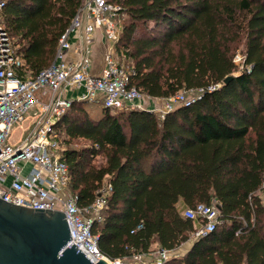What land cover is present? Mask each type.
Segmentation results:
<instances>
[{"label":"trees","instance_id":"16d2710c","mask_svg":"<svg viewBox=\"0 0 264 264\" xmlns=\"http://www.w3.org/2000/svg\"><path fill=\"white\" fill-rule=\"evenodd\" d=\"M82 1L5 0L2 22L31 75L53 62ZM111 1L129 22L117 53L125 47L133 60L130 86L162 98L219 86L164 117L102 106L95 118L88 101L77 100L60 117L55 126L64 143L90 142L65 151L80 205L95 201L104 180L112 184L92 225L101 253L122 259L192 242L163 264H264V0ZM140 23H152L153 31ZM98 156L104 161L96 164ZM212 202L224 223L193 239L194 223L180 203Z\"/></svg>","mask_w":264,"mask_h":264},{"label":"built area","instance_id":"2783aa9c","mask_svg":"<svg viewBox=\"0 0 264 264\" xmlns=\"http://www.w3.org/2000/svg\"><path fill=\"white\" fill-rule=\"evenodd\" d=\"M4 5L5 0H0V197L28 208L65 213L72 242L94 264L101 258L114 264H163L173 256L172 251L158 248L149 254L122 259H110L101 253L92 225L101 219L112 184L104 180L95 201L89 206L80 205L78 195L70 189L66 147L55 125L74 100L101 102L111 111L148 109L164 117L166 112L190 104L196 96L219 85L182 89L164 98L160 108L142 104L150 96L130 86L131 70L116 57L126 12L122 5L111 0H83L59 39L53 62L31 75L2 22ZM99 33L107 46L104 66L96 75L91 68ZM72 51L76 52V58L70 57ZM243 60L240 54L234 58L235 62ZM189 93L191 98L187 97ZM16 133L19 135L13 140ZM260 196L263 200L264 182ZM181 213L194 223L193 239L215 231L224 223L215 202L184 206Z\"/></svg>","mask_w":264,"mask_h":264},{"label":"water","instance_id":"95a60500","mask_svg":"<svg viewBox=\"0 0 264 264\" xmlns=\"http://www.w3.org/2000/svg\"><path fill=\"white\" fill-rule=\"evenodd\" d=\"M0 264L94 263L72 242L65 213L0 197ZM96 264L109 262L101 258Z\"/></svg>","mask_w":264,"mask_h":264},{"label":"rangeland","instance_id":"374dc122","mask_svg":"<svg viewBox=\"0 0 264 264\" xmlns=\"http://www.w3.org/2000/svg\"><path fill=\"white\" fill-rule=\"evenodd\" d=\"M127 14H126V18L124 20V24L127 25L129 22L127 21ZM152 23H149V24H143V23H140V27L141 29H144L146 30V32H152L153 29L149 28L148 27H152ZM159 30H161V28L159 27ZM154 32H156V34L158 33L157 31L154 30ZM139 34H142V31H139L138 32ZM148 35V34H147ZM123 43V42H122ZM121 43V44H122ZM125 47L121 48V51L119 53H117V60L124 64L127 68H130V65L131 63L133 62V60L131 58L128 57V53L127 51H125ZM237 54H240L241 56H244V48H243V45H240L239 48L236 50V53H235V56ZM234 56V57H235ZM235 62V61H234ZM237 65H238V68H241L242 66V62L239 61V62H235ZM187 97L188 98H191L192 97V94H187ZM157 100L156 99H153V98H145L143 101H142V104L146 105V106H151V104L153 105L154 102H156ZM164 104V99L162 101V104ZM90 113L92 114L93 117H98L100 112L102 111V104L101 102H89L88 101V105H87ZM116 112H119L118 111H113V113H116ZM158 112V111H157ZM159 113V112H158ZM18 133L14 134L12 139L15 140L17 137H18ZM64 143V142H63ZM90 145V142L85 140V139H74L70 142H66L64 143V146L66 147V149H71V148H77V149H81L82 147H85V146H89ZM102 161H104V157L103 156H98L96 157L95 159V163L96 164H99L101 163ZM264 200V199H263ZM263 204H264V201H263ZM185 205L180 203L179 205V208H183ZM158 245L156 243L153 244V247H157ZM186 246L185 244H183L181 247H179L178 249L172 251V254L173 256L175 257H181V254L184 252ZM157 250V249H156ZM148 256V255H147ZM146 257V256H145ZM145 260H147V258H144Z\"/></svg>","mask_w":264,"mask_h":264},{"label":"crops","instance_id":"0c3cea01","mask_svg":"<svg viewBox=\"0 0 264 264\" xmlns=\"http://www.w3.org/2000/svg\"><path fill=\"white\" fill-rule=\"evenodd\" d=\"M73 42H74V46L77 47L78 46L77 41L74 39ZM106 46H107L106 40L99 33L96 37V41H95V44L93 47V60H92L93 64H92V68H91V71L93 74H96V75L100 74V72L104 66ZM69 55L71 58L77 57L76 52H74V51H72ZM150 98L157 100L156 102L153 103V105L151 104L150 108H153L155 106L160 108L162 106L161 104H162V101L164 98H162V97H151V96H150ZM185 246H186V248H185L184 252L181 254V256L185 255L186 252L190 249V247L192 246V242L185 243Z\"/></svg>","mask_w":264,"mask_h":264},{"label":"bare ground","instance_id":"6f19581e","mask_svg":"<svg viewBox=\"0 0 264 264\" xmlns=\"http://www.w3.org/2000/svg\"><path fill=\"white\" fill-rule=\"evenodd\" d=\"M109 262V261H108ZM109 264H114L113 262H109Z\"/></svg>","mask_w":264,"mask_h":264}]
</instances>
